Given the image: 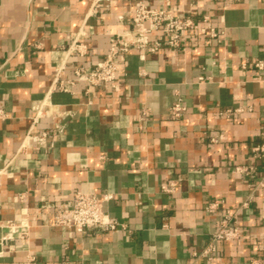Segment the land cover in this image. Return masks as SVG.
Wrapping results in <instances>:
<instances>
[{
  "label": "crops",
  "instance_id": "0c3cea01",
  "mask_svg": "<svg viewBox=\"0 0 264 264\" xmlns=\"http://www.w3.org/2000/svg\"><path fill=\"white\" fill-rule=\"evenodd\" d=\"M145 1L191 12L182 48L130 49L119 91L76 83L60 92L50 91L55 65L66 62L63 77L72 79L74 68L100 61L108 33L128 28L115 16L133 15V1L101 4L85 20L90 0H0V264L264 260V155L251 152L264 139V67L254 66L264 60V0ZM204 16L216 36L200 33ZM83 23L89 52L69 56ZM179 99L185 111L172 119ZM43 100L50 104L34 132L46 131L48 144L23 147ZM169 182L173 191L163 192ZM75 191L111 194L103 209L123 226L54 225ZM226 209L237 210L241 237L195 259Z\"/></svg>",
  "mask_w": 264,
  "mask_h": 264
},
{
  "label": "built area",
  "instance_id": "2783aa9c",
  "mask_svg": "<svg viewBox=\"0 0 264 264\" xmlns=\"http://www.w3.org/2000/svg\"><path fill=\"white\" fill-rule=\"evenodd\" d=\"M134 5L133 15H116L115 18L120 23L128 24V28L120 29L116 32H109V47L104 57L96 62L92 67L78 66L73 70L72 79H64L63 74L66 62L55 65L53 69V80L50 91L71 92L76 83H84L91 87H100L105 90L119 91L120 83L117 79L122 65L130 49L135 48L141 51H157L160 47H167L176 52L182 48V40L190 32L196 20L189 10L171 7L170 5H161L159 7H150L145 0H132ZM113 0H90L89 9L85 20L89 16H94L101 4L110 5ZM204 26L200 29L201 34L216 36L217 32L209 24V17L202 18ZM152 33H158L157 37L151 40ZM86 31L83 25L70 38V44L67 48V54L85 57L89 50L84 41ZM254 66L258 69L264 67V60H257ZM50 102L43 100L34 108V114L31 117V124L23 139L22 146L34 149L45 148L48 144L47 132H34L36 123L45 115V106ZM185 111V106L177 100L169 108V116L172 119L180 118ZM226 110L225 113H229ZM143 116L148 115L147 110H143ZM5 114L0 109V118ZM254 154L264 155V139L262 143L251 147ZM249 167L236 166L234 172L248 173ZM174 183L161 187L163 192H172ZM264 187V182L260 183ZM22 198V195L19 196ZM112 198L111 194L96 195L83 191L72 193L71 203L69 205H60L53 217V223L56 226L74 229L76 232H82L85 229L100 226L105 231H116L123 225L114 217L108 215L104 209V203ZM248 201H244L242 206H246ZM219 208L218 202H209L205 209L207 212H216ZM237 210L223 211L218 222L216 230L210 235L209 243L199 253H194L195 259H211V254L215 249L217 242H229L241 237L240 227L236 224ZM254 264H264V260H254ZM86 264V263H81Z\"/></svg>",
  "mask_w": 264,
  "mask_h": 264
}]
</instances>
